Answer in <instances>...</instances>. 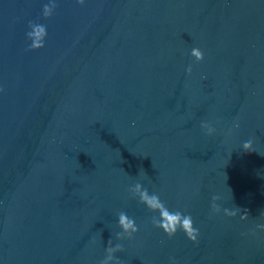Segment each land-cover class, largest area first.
I'll list each match as a JSON object with an SVG mask.
<instances>
[{
    "label": "water",
    "instance_id": "1",
    "mask_svg": "<svg viewBox=\"0 0 264 264\" xmlns=\"http://www.w3.org/2000/svg\"><path fill=\"white\" fill-rule=\"evenodd\" d=\"M47 2L0 0V264H100L109 239L121 264H264V0ZM138 182L197 243L153 226Z\"/></svg>",
    "mask_w": 264,
    "mask_h": 264
},
{
    "label": "clouds",
    "instance_id": "2",
    "mask_svg": "<svg viewBox=\"0 0 264 264\" xmlns=\"http://www.w3.org/2000/svg\"><path fill=\"white\" fill-rule=\"evenodd\" d=\"M80 5L85 3V0H76ZM57 7L56 0H48L42 10V15L45 19L50 18ZM30 29L26 33V38L31 41L28 46V51H36L45 47V40L47 37L46 26L30 21L28 24ZM191 55L200 61L204 58L203 53L198 48H193ZM190 73L192 71L191 66L187 69ZM203 129H206L207 134L211 135L215 132V129L207 122L201 124ZM234 127H239L238 124ZM242 149L245 152H255L253 150L252 140H248L243 143ZM146 174V173H145ZM133 198H138L139 203L144 205L152 213H158V216L152 217V224L154 227L161 229L169 239L174 237L178 231H183L186 234L189 241L193 243L198 242L200 235L199 230L194 227L193 219L190 214H184L180 210L172 211L167 205L160 199L157 193H149L147 188H144L139 182L129 189ZM220 198L218 196L212 197L211 208L214 212H219L220 206L216 203ZM241 209L236 207L234 210L224 209V215L228 217H235ZM261 218H264V212H261ZM249 218L247 210L243 211L240 216L242 221ZM118 227L122 230L116 233L117 240L132 239L134 235L139 231L136 221L130 218L125 212L118 214ZM257 227L264 231V223H258ZM254 234V233H253ZM106 255L100 264H121L120 260L116 257V253L122 252L123 247L121 244L112 245L111 239L108 241V246L105 249Z\"/></svg>",
    "mask_w": 264,
    "mask_h": 264
}]
</instances>
